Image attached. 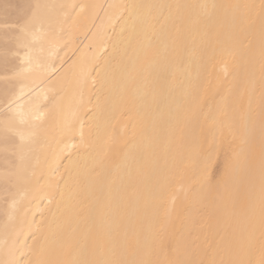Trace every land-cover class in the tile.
<instances>
[{
  "label": "bare ground",
  "instance_id": "bare-ground-1",
  "mask_svg": "<svg viewBox=\"0 0 264 264\" xmlns=\"http://www.w3.org/2000/svg\"><path fill=\"white\" fill-rule=\"evenodd\" d=\"M0 264H264V0H0Z\"/></svg>",
  "mask_w": 264,
  "mask_h": 264
}]
</instances>
